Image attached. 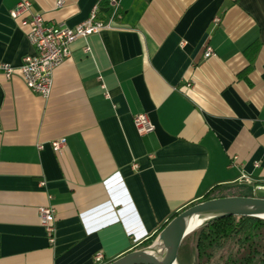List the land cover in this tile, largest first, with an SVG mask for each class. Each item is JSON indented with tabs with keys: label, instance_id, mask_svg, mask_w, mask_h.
Segmentation results:
<instances>
[{
	"label": "crops",
	"instance_id": "0c3cea01",
	"mask_svg": "<svg viewBox=\"0 0 264 264\" xmlns=\"http://www.w3.org/2000/svg\"><path fill=\"white\" fill-rule=\"evenodd\" d=\"M17 1L0 0V63L15 67L34 52L9 13ZM30 1L68 26L94 4ZM119 2L112 28L71 44L49 96L0 70V264H95L97 252L105 263L215 185L223 196L264 185V0ZM98 17L108 19L105 2ZM140 112L152 132L137 133ZM46 204L53 243L39 221Z\"/></svg>",
	"mask_w": 264,
	"mask_h": 264
},
{
	"label": "built area",
	"instance_id": "2783aa9c",
	"mask_svg": "<svg viewBox=\"0 0 264 264\" xmlns=\"http://www.w3.org/2000/svg\"><path fill=\"white\" fill-rule=\"evenodd\" d=\"M100 2L107 4V20L98 17ZM61 4L62 0H57L56 5L60 6ZM119 6V0H94L89 15L76 25L68 26L64 23L45 22L40 13L32 10L30 0H18L9 13L13 18L22 17V22L28 25L26 38L33 46L34 52L23 56L18 67L1 62L0 70L7 79L17 73L32 92L42 97L49 96L53 82V71L70 56L71 44L79 37H87L98 33L102 29L112 28V20L118 14ZM212 52V48L207 45L204 56H209ZM100 86L104 91V96L110 97L105 84L101 82ZM133 124L137 133L141 135L152 132L155 128L145 112L135 114ZM64 144V137L51 141V146L55 151L61 149ZM133 165L137 166L136 163ZM40 184L43 185L44 181H41ZM38 213L40 224L44 228L49 242L53 243L55 208L52 204L42 205L39 207ZM94 261L95 264L104 263L103 254L100 252L95 253Z\"/></svg>",
	"mask_w": 264,
	"mask_h": 264
},
{
	"label": "trees",
	"instance_id": "16d2710c",
	"mask_svg": "<svg viewBox=\"0 0 264 264\" xmlns=\"http://www.w3.org/2000/svg\"><path fill=\"white\" fill-rule=\"evenodd\" d=\"M224 187L213 186L203 200L223 196ZM177 212L171 213L149 236L145 245L156 238L158 232ZM218 248H223L220 264H264V217L228 215L215 218L187 234L178 250L177 261L186 264H211Z\"/></svg>",
	"mask_w": 264,
	"mask_h": 264
},
{
	"label": "water",
	"instance_id": "95a60500",
	"mask_svg": "<svg viewBox=\"0 0 264 264\" xmlns=\"http://www.w3.org/2000/svg\"><path fill=\"white\" fill-rule=\"evenodd\" d=\"M200 212L204 214L203 220L189 227ZM228 215L264 217V186H257L252 195L218 196L191 204L172 217L151 244L102 264H178V250L187 234L210 220Z\"/></svg>",
	"mask_w": 264,
	"mask_h": 264
},
{
	"label": "rangeland",
	"instance_id": "374dc122",
	"mask_svg": "<svg viewBox=\"0 0 264 264\" xmlns=\"http://www.w3.org/2000/svg\"><path fill=\"white\" fill-rule=\"evenodd\" d=\"M224 253V251H223V248H218L216 251H215V253L213 254V256H212V258H211V260L213 261L214 260V262H212L211 264H220V257H221V255ZM177 263H178V261H177ZM179 264V263H178ZM186 264H194V260L193 259H191L189 262H187Z\"/></svg>",
	"mask_w": 264,
	"mask_h": 264
},
{
	"label": "bare ground",
	"instance_id": "6f19581e",
	"mask_svg": "<svg viewBox=\"0 0 264 264\" xmlns=\"http://www.w3.org/2000/svg\"><path fill=\"white\" fill-rule=\"evenodd\" d=\"M204 214L202 212L198 213L189 223V227H195L203 220Z\"/></svg>",
	"mask_w": 264,
	"mask_h": 264
}]
</instances>
